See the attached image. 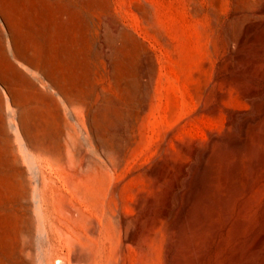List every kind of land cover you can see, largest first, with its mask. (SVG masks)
I'll return each mask as SVG.
<instances>
[{"label": "rangeland", "instance_id": "1", "mask_svg": "<svg viewBox=\"0 0 264 264\" xmlns=\"http://www.w3.org/2000/svg\"><path fill=\"white\" fill-rule=\"evenodd\" d=\"M262 153L264 0H0V264H260Z\"/></svg>", "mask_w": 264, "mask_h": 264}, {"label": "bare ground", "instance_id": "2", "mask_svg": "<svg viewBox=\"0 0 264 264\" xmlns=\"http://www.w3.org/2000/svg\"><path fill=\"white\" fill-rule=\"evenodd\" d=\"M260 117V116H259ZM257 119V118H256ZM259 122V121H258ZM260 123V122H259ZM256 125V124H255ZM247 128V127H246ZM246 131H249V130H245V132ZM244 132V133H245ZM250 132L252 133V131L250 130ZM250 132H247V133H250ZM253 132L255 133V131L253 130ZM247 133H245V134H247ZM250 133V134H251ZM252 134V135H255V134ZM256 137V136H255ZM257 138H259V137H256V141H257ZM251 139V138H250ZM255 139V138H254ZM251 141H254V140H252L251 139ZM238 144H240L241 143V141H236ZM243 142V141H242ZM245 142H246V144H245ZM248 142H249V139H248ZM237 143H233L234 145H235V147L237 146ZM244 144L242 145V146H247V144L249 145V143H247V141L246 140H244V142H243ZM252 143V142H251ZM252 145H253V143H252ZM255 146V145H254ZM238 147V146H237ZM240 147V146H239ZM251 147V146H250ZM249 147V148H250ZM232 148H233V145H232ZM231 148V149H232ZM245 148V147H244ZM248 148V147H247ZM236 149V148H235ZM237 149H239V148H237ZM241 149L242 148H240V150H232V151H234V153H235V158H232L233 157V155L232 154H234V153H232V152H230V153H232V154H230V155H232V159H234L233 161L234 162H238L237 161V158L239 157V153H238V151H241ZM255 149V148H254ZM251 151L253 150L252 148L250 149ZM209 151V150H208ZM229 151H230V149H229ZM229 151H228V153H229ZM250 152V151H249ZM210 152H205V156H210L213 152H211V154H209ZM242 153V152H241ZM251 153V152H250ZM262 154H264V153H262ZM203 155H204V153H203ZM252 155V154H251ZM204 156V157H205ZM211 158H212V156H211ZM207 159V158H206ZM261 159V158H260ZM208 161V160H207ZM233 161L231 160V162L233 163ZM257 161V160H256ZM262 161V160H261ZM205 162H206V160H205ZM210 162V161H209ZM258 162H260V161H258ZM231 163V164H232ZM239 164V163H238ZM257 164V166L259 165V166H261L260 164H261V162H260V164H258V163H256ZM263 164V163H262ZM232 165H234V164H232ZM237 165V164H236ZM202 166V165H201ZM202 167H204V166H202ZM230 167L232 168V166L230 165ZM234 167V166H233ZM205 168V167H204ZM231 168H230V170H231ZM252 168V167H251ZM261 168V167H260ZM200 169V168H199ZM204 170V169H203ZM230 170H228V172L230 173L231 171ZM232 170H233V168H232ZM253 170V169H252ZM251 170V171H252ZM260 170V169H259ZM198 171V170H197ZM235 174V172L233 171V172H231V175L232 174ZM251 174L250 175H252V172H250ZM233 174V175H234ZM197 176V175H196ZM196 178V177H195ZM198 178V177H197ZM250 179V178H249ZM250 181V180H249ZM249 183V182H248ZM248 183H247V185H248ZM196 184V183H195ZM198 186L200 185V184H197ZM232 185V184H231ZM195 186V185H194ZM249 186V185H248ZM247 186V187H248ZM194 188V187H193ZM228 189V188H227ZM232 189V188H231ZM193 190H195V189H193ZM192 190V191H193ZM228 190H230V189H228ZM197 191V190H196ZM247 191V190H246ZM229 192V191H228ZM226 194H228V193H226ZM229 196H231L230 194H229ZM197 197H199L200 198V195L199 196H197ZM197 197H195V198H197ZM199 198H198V200H199ZM202 198V197H201ZM200 198V199H201ZM227 198V197H226ZM229 198V197H228ZM226 201V200H225ZM228 201V200H227ZM226 201V202H227ZM193 202V204H194V201H192ZM204 202H205V200H204ZM203 202V203H204ZM208 201L206 200V203H207ZM228 203V202H227ZM205 204V203H204ZM223 205H224V207H225V205L226 204H224V202L222 203ZM206 206L207 205H209V203H207V204H205ZM187 206H189L188 204H187ZM223 207V208H224ZM193 208H194V206H193ZM226 209H227V207H225ZM229 208V207H228ZM184 209L186 210V208L184 207ZM225 209V210H226ZM190 210V209H189ZM225 210H224V213H225ZM229 209H227V211H228ZM184 211V210H183ZM185 212H188L187 210L185 211ZM193 212V211H192ZM184 213V212H183ZM188 215V214H187ZM227 215V214H226ZM175 225V224H174ZM173 225V226H174ZM177 226V225H176ZM237 226V225H236ZM175 227V226H174ZM187 229L189 228V227H186ZM193 228V227H192ZM203 228V227H202ZM178 229V228H177ZM192 231H194L193 229H191ZM174 231H177L176 229L175 230H173V232ZM189 231H190V229H189ZM179 232V231H178ZM177 232V233H178ZM187 232V231H186ZM177 233H173V234H175L176 236L178 235ZM180 233H183V234H186V233H184V231L182 232H180ZM189 233V232H188ZM194 233H197V232H195L194 231ZM194 233H192V234H194ZM198 233H199V231H198ZM197 233V234H198ZM190 235H191V237H193L192 236V234H191V232L189 233ZM196 234V235H197ZM200 235V234H199ZM254 235V234H253ZM263 235H264V233H259L258 235H256L257 237H253L254 239H253V241L251 242L250 241V244L247 246V247H249V248H257L259 245V243L261 242V241H263L264 239H262L263 238ZM180 236H182L183 237V235H180L179 234V236H177L178 238H179V241H176L175 240V242H177V243H174V241H173V243L174 244H172V245H168V247H167V251H166V255L167 256H163V257H165V258H167V257H169L168 258V261L166 260V262H167V264H198L200 261L202 262V260L203 259H201L200 260V258H201V256H200V253H203V252H200L201 250L202 251H205L204 249H200V247H199V245L201 244V242H202V240H201V238L198 240V241H201V242H198L199 243V245H198V243H197V240H196V242H194V241H192V240H186V238H182V240L180 239ZM187 237L188 235H184V237ZM194 236H195V234H194ZM174 239H175V237H174ZM173 239V240H174ZM193 239H196L195 237L193 238ZM261 240V241H260ZM207 241V240H206ZM205 242V241H204ZM203 242V243H204ZM209 242V241H208ZM221 242V241H220ZM172 243V242H171ZM202 243V244H203ZM206 243V242H205ZM238 243V242H237ZM206 244H208V243H206ZM240 244V243H239ZM239 244H238V246H239ZM241 244H242V242H241ZM262 244V243H261ZM167 245V244H166ZM204 245V244H203ZM203 245H201V246H203ZM244 245V244H243ZM207 246V245H206ZM236 246V245H235ZM166 247V246H165ZM204 248H205V245L203 246ZM245 247L246 246H244V250H245ZM207 248V247H206ZM236 248V247H235ZM238 248V247H237ZM248 248V249H249ZM247 249V248H246ZM164 250V249H163ZM241 249H238V250H235V251H237V253H236V255H237V258H238V255L239 254H242L241 252H242V250L240 251ZM243 250V253L245 252ZM254 250H256V249H254ZM164 252V255H165V251H163ZM207 252V251H206ZM247 252V251H246ZM233 253V252H232ZM234 255H235V253H233ZM205 257V256H204ZM230 257H234L232 254L230 255ZM236 258V257H235ZM236 258V259H237ZM234 259V258H233ZM233 259H231V261H233ZM235 260V259H234ZM251 260V259H250ZM199 261V262H198ZM236 261V260H235ZM235 261H233V262H235ZM240 261V260H239ZM239 261H237V262H239ZM253 261V260H252ZM251 261V263H253L254 264V261L252 262ZM260 261H261V259H260ZM164 262V261H163ZM166 262H164V263H166ZM200 262V263H201ZM257 263V262H256ZM239 264V263H238ZM244 264H246V263H244ZM248 264H249V262H248ZM259 264V263H258ZM260 264H264V256H263V259H262V261L260 262Z\"/></svg>", "mask_w": 264, "mask_h": 264}]
</instances>
